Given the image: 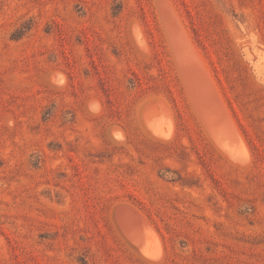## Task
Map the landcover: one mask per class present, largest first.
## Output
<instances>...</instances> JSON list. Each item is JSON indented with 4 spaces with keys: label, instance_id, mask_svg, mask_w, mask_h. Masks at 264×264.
Segmentation results:
<instances>
[{
    "label": "rangeland",
    "instance_id": "rangeland-1",
    "mask_svg": "<svg viewBox=\"0 0 264 264\" xmlns=\"http://www.w3.org/2000/svg\"><path fill=\"white\" fill-rule=\"evenodd\" d=\"M0 264H264V0H0Z\"/></svg>",
    "mask_w": 264,
    "mask_h": 264
},
{
    "label": "clouds",
    "instance_id": "clouds-1",
    "mask_svg": "<svg viewBox=\"0 0 264 264\" xmlns=\"http://www.w3.org/2000/svg\"><path fill=\"white\" fill-rule=\"evenodd\" d=\"M9 124L11 125V121L9 122Z\"/></svg>",
    "mask_w": 264,
    "mask_h": 264
},
{
    "label": "bare ground",
    "instance_id": "bare-ground-1",
    "mask_svg": "<svg viewBox=\"0 0 264 264\" xmlns=\"http://www.w3.org/2000/svg\"><path fill=\"white\" fill-rule=\"evenodd\" d=\"M229 148V147H228ZM228 151V150H227ZM243 157V156H242Z\"/></svg>",
    "mask_w": 264,
    "mask_h": 264
}]
</instances>
